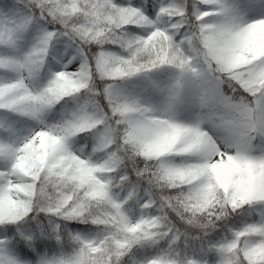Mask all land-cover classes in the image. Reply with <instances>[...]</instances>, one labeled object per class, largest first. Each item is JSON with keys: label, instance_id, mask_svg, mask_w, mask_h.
<instances>
[{"label": "snow or ice", "instance_id": "snow-or-ice-1", "mask_svg": "<svg viewBox=\"0 0 264 264\" xmlns=\"http://www.w3.org/2000/svg\"><path fill=\"white\" fill-rule=\"evenodd\" d=\"M0 264H264V0H0Z\"/></svg>", "mask_w": 264, "mask_h": 264}]
</instances>
